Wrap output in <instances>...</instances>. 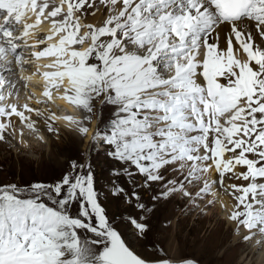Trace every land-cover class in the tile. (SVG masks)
<instances>
[{"label": "snow or ice", "instance_id": "1", "mask_svg": "<svg viewBox=\"0 0 264 264\" xmlns=\"http://www.w3.org/2000/svg\"><path fill=\"white\" fill-rule=\"evenodd\" d=\"M0 147V264H264V0H0Z\"/></svg>", "mask_w": 264, "mask_h": 264}, {"label": "rangeland", "instance_id": "2", "mask_svg": "<svg viewBox=\"0 0 264 264\" xmlns=\"http://www.w3.org/2000/svg\"><path fill=\"white\" fill-rule=\"evenodd\" d=\"M29 92L30 91H28V90L25 91L24 88H23V86H21V92H20V99H21L20 102H21V104L27 102L26 97H27V95H28ZM31 106H33V107H39V108H44L45 107V105H43V104L37 105L34 100L31 102ZM48 107L52 111L56 112L57 115L62 114V110L63 109H62V107H60V106H58L56 104V100H55V103L54 104H48ZM64 115H70V114L69 113H64ZM71 115L80 116L81 113L78 112L74 108V113L71 114ZM93 124L95 125V121H93ZM24 135H25V138H30L31 139V144H32L33 148L36 150V154L37 155H39L40 150L42 148H46V146L45 145H42L34 136H32V134L29 131L28 132H24ZM87 143L88 142H86V140H85L84 141V144L87 145ZM3 152H4V148L3 147H0V161L3 160ZM35 158H36L35 156H30V155L26 154L24 157H21L22 163L17 162L16 156H15V150H12L11 155L8 157L9 163L6 165V167H7V174L6 175H0V180L18 179L19 178L18 173H19L21 167H25L26 168L28 162L30 160H34ZM33 167H35V165H33ZM37 175H39V173H37ZM25 178H27V176ZM220 192L223 193L224 191L221 190ZM226 198H228V199H226ZM229 198H231V200ZM219 201L223 202V204L227 205L229 208L233 204L232 203L233 202L232 197H230V196L227 197V196H225V194L222 195V194L219 193ZM216 208H217V210H220V203L219 202L217 203ZM221 212L223 213V214H221L222 216L223 215H226L225 212H223V211H221Z\"/></svg>", "mask_w": 264, "mask_h": 264}, {"label": "bare ground", "instance_id": "3", "mask_svg": "<svg viewBox=\"0 0 264 264\" xmlns=\"http://www.w3.org/2000/svg\"><path fill=\"white\" fill-rule=\"evenodd\" d=\"M28 91L32 92V93H35V97L38 98V99H41L43 100L44 98L42 97L41 93L43 91V82L40 81V80H34L32 82L29 83L28 85ZM24 100V99H23ZM21 101V99L19 100V102ZM21 104V102H20ZM56 104L60 107H62V114L60 115H64V113H69L70 115L74 113V108L69 105L68 103H66L64 100H61V99H56ZM57 124L60 126V127H64V121H57ZM94 125V124H93ZM24 132H28V130H24ZM86 142H88L86 140ZM221 191V190H220ZM220 194H225V196H230L228 193L226 192H219ZM231 197V196H230ZM228 199V198H226ZM231 200V198H229ZM224 201V200H223ZM232 202V201H231ZM227 203V202H226ZM233 203V202H232ZM221 214H223L221 212ZM225 215H221L222 218H224ZM262 257L258 256L257 257V264H259V261Z\"/></svg>", "mask_w": 264, "mask_h": 264}]
</instances>
